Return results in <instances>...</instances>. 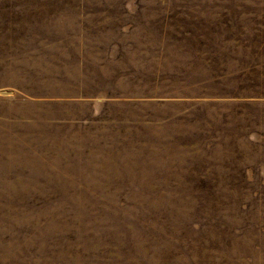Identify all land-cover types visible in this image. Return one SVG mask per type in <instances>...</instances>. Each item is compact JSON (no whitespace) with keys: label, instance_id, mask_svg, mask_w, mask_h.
I'll list each match as a JSON object with an SVG mask.
<instances>
[{"label":"rangeland","instance_id":"rangeland-1","mask_svg":"<svg viewBox=\"0 0 264 264\" xmlns=\"http://www.w3.org/2000/svg\"><path fill=\"white\" fill-rule=\"evenodd\" d=\"M0 264H264V0H0Z\"/></svg>","mask_w":264,"mask_h":264}]
</instances>
